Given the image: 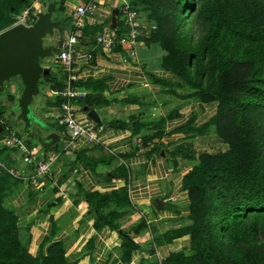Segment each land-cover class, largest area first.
Here are the masks:
<instances>
[{"label": "crops", "instance_id": "crops-1", "mask_svg": "<svg viewBox=\"0 0 264 264\" xmlns=\"http://www.w3.org/2000/svg\"><path fill=\"white\" fill-rule=\"evenodd\" d=\"M45 1L51 0L26 3L33 13ZM124 1L136 10L141 24L148 25L141 1ZM89 3L95 9L85 18L73 70L86 93L77 117L95 126L99 143L61 138L52 129L59 139L51 146L57 157L50 176L36 187L3 178L1 205L14 213L20 240L26 237L33 257L60 243L66 261L77 264H166L169 253H187L189 246V201L182 177L201 154L224 149L212 126L200 134L176 129L189 120L193 127L204 124L214 115L216 103L183 97L186 91L176 86L179 80L161 67L164 52L157 43L144 45L139 39L110 52L94 46L97 34L122 30L121 0H62L55 18L69 32L73 9ZM113 10L115 27L110 29ZM61 79L62 74L55 81ZM51 89L40 97L47 106ZM83 103L94 109L100 125L81 112ZM33 109L39 117L36 104ZM51 112H43L47 124ZM113 121L121 125L109 126ZM35 132L41 139V130L36 127ZM10 156L1 152L0 162L23 170ZM153 199L161 201L159 210L151 205ZM109 214L115 215L109 224H100L98 219Z\"/></svg>", "mask_w": 264, "mask_h": 264}, {"label": "trees", "instance_id": "trees-1", "mask_svg": "<svg viewBox=\"0 0 264 264\" xmlns=\"http://www.w3.org/2000/svg\"><path fill=\"white\" fill-rule=\"evenodd\" d=\"M140 1L143 10L157 9V0ZM171 1L183 6L186 0ZM24 3L0 0V31L12 25L14 13ZM154 23L155 31L142 35L140 41L159 45L164 52L161 67L186 86L183 97L216 103L215 113L207 122L193 127L189 120L176 131L200 134L212 126L224 145L216 154H201L198 164L182 177L181 188L189 201L185 229L189 246L187 253H169L165 263L264 264V253L260 252L251 262L217 253L228 246L246 244L252 230L258 229L264 236V8L252 1L223 0L209 19L200 48L186 54L172 44L159 20ZM48 83L52 86L50 83L56 82ZM108 125L121 124L113 121ZM52 148L44 147L46 151ZM5 151L9 149H0V153ZM3 178L10 176L1 170L0 264H77L66 261L60 243L51 244L44 256L28 253L17 239L14 213L1 205ZM114 216L109 214L98 221L106 225Z\"/></svg>", "mask_w": 264, "mask_h": 264}, {"label": "built area", "instance_id": "built-area-1", "mask_svg": "<svg viewBox=\"0 0 264 264\" xmlns=\"http://www.w3.org/2000/svg\"><path fill=\"white\" fill-rule=\"evenodd\" d=\"M29 6L16 16L17 22H27L26 16L32 13L29 12ZM94 9L95 5L93 3L73 9L67 37L58 41L57 51L54 53L53 60L49 62L57 65L64 77L61 90L56 95L58 99L57 107L52 110L49 116L52 120L50 126L54 131L62 129L63 134L72 140L89 144H98L99 142L95 126L88 122H80L77 117L80 110L78 103L84 100L86 93L79 88V78L73 69L78 57L76 47L82 39L85 18L92 14ZM120 10L123 15L122 30L117 33L102 32L93 38L94 46L101 51L110 52L128 44H136L142 35L150 29H154L152 25L141 24L136 10L126 1L121 0ZM146 29L148 30L146 31ZM1 146L9 149L10 162L20 165L24 170L13 168L9 162H0V169L10 177L28 182L36 187L41 179L50 176V166L57 157V154L53 151H46L44 147L38 145H26L25 142L21 141V135L17 132L11 133L3 139Z\"/></svg>", "mask_w": 264, "mask_h": 264}, {"label": "water", "instance_id": "water-1", "mask_svg": "<svg viewBox=\"0 0 264 264\" xmlns=\"http://www.w3.org/2000/svg\"><path fill=\"white\" fill-rule=\"evenodd\" d=\"M61 3L62 0L45 1L42 8L32 13L31 23L17 22L0 31V92L13 78L18 82L21 89L12 109L13 122L21 124L22 142L28 136H35V128H39L45 148L53 146L59 136L36 117L32 104L35 98L45 97L43 90L49 87L48 80L58 77L46 64L53 60L58 41L65 39L68 33L62 21L55 18L56 7ZM116 13V10L111 12L110 29L115 27ZM81 112L91 122L100 125L94 109L84 105ZM151 205L155 210L162 206L159 199H153Z\"/></svg>", "mask_w": 264, "mask_h": 264}, {"label": "rangeland", "instance_id": "rangeland-1", "mask_svg": "<svg viewBox=\"0 0 264 264\" xmlns=\"http://www.w3.org/2000/svg\"><path fill=\"white\" fill-rule=\"evenodd\" d=\"M237 2L252 1L260 8H264V0H233ZM223 0H186L184 5H177L171 0H157L156 7L153 12L151 10H144L145 20L148 25L155 27L154 21L157 19L161 24V29L165 32L166 36L170 38L172 44L182 53L186 54L191 51H196L200 48V42L202 38L206 35L209 28V19L214 17L215 11L218 5L221 4ZM28 8L27 3L21 5L17 8L16 13L12 17L13 24L17 23L16 16H18L22 10ZM20 9V10H19ZM32 10V6L29 12ZM160 10V11H158ZM149 19V20H148ZM26 23H31V16H26ZM11 26V25H10ZM148 29H146L147 31ZM145 31V32H146ZM155 31L150 29L146 34H150ZM145 34V35H146ZM53 73H56L58 77L61 75L60 69L57 65L52 63L47 64ZM205 84H208V80L205 78ZM56 83H50L52 85L51 89V102L49 105H45L40 97L34 99L32 107L36 104V114L45 123V125L53 129L50 124L51 119H47L50 124H47L46 120L42 119L43 112L51 109L54 110L57 107L58 99L56 97L57 93L61 90L63 85V79L55 81ZM183 87H186L181 81H179ZM20 86L18 82L13 78L10 84H5L4 91L0 92V143L3 139L7 138L11 133L17 132L21 135V124L14 123L15 115L12 109L16 106L15 99L20 92ZM45 94V90H43ZM49 97V96H46ZM49 107V108H48ZM44 117V116H43ZM36 129V128H35ZM201 129H199L200 131ZM60 137H63V130H55ZM35 136L26 137V142L28 144H38L41 140ZM39 136H43L42 133ZM42 144V143H41ZM2 170V169H1ZM18 241L26 248L24 243V236L20 240L19 232L16 231ZM264 253V236L260 230H252L248 233L247 242L242 246L238 245L235 247H225L224 250H218L217 253L224 258L228 259V256L236 257L238 261L241 258L252 261L257 257V253ZM29 253V252H28ZM241 262V261H240Z\"/></svg>", "mask_w": 264, "mask_h": 264}]
</instances>
